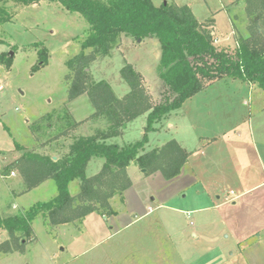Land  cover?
I'll list each match as a JSON object with an SVG mask.
<instances>
[{
  "label": "rangeland",
  "instance_id": "obj_1",
  "mask_svg": "<svg viewBox=\"0 0 264 264\" xmlns=\"http://www.w3.org/2000/svg\"><path fill=\"white\" fill-rule=\"evenodd\" d=\"M164 1L174 0L157 3ZM175 2L193 4L200 20L213 17L217 37L224 41L229 37L230 44L234 38L248 36L249 18L247 27L242 28L237 20L244 11H235L237 6L244 7L245 0ZM0 7L12 16V22L0 25V58L9 54L14 59L11 70L0 63V86L4 89L0 94V156L5 157L3 174L7 175L6 168L22 155L16 143L27 151L51 157L67 145L62 141L52 143L69 125L56 114H60V106L76 100L68 99L70 83L66 77L70 72L66 63L83 51L81 41L88 27L79 14L56 3L24 6L14 0H0ZM226 12L237 29L233 36V24ZM37 42L44 43L49 58L47 65L34 71L40 65L34 47ZM228 46L219 43V47ZM102 59L91 66L100 79L97 83L126 88L121 54ZM150 64L158 71V64ZM216 83L187 100L169 122L159 126L163 130L148 134V143L163 146L176 140L187 149L190 164L181 178L172 182L162 178L145 183L136 180V196L129 199V207L137 213L134 216L127 215L124 202L117 196L114 206L126 213L119 219V214L104 218L94 213L84 221L58 228L45 225L39 217L33 223L32 239L25 241L23 248L3 256L0 264H264V91L239 80ZM160 88L156 95L160 104L174 98L165 84ZM90 104L93 105L89 95L88 99L74 102L78 118L92 112ZM146 126L147 123L140 135L141 120L134 123L128 136L132 144L143 139ZM225 133L229 152L223 163L212 166L209 161L216 152L212 147L205 149L204 139ZM191 151H195L192 160ZM14 171L16 178L22 179ZM90 173L93 167L88 173L86 170V174ZM222 176L235 180L236 190L257 187L241 201L219 206L224 192L214 193L211 189L224 183ZM17 182L15 178L0 177L1 217L28 210L58 195L53 181L32 191H23L25 185L19 186L21 193L16 191ZM70 191L76 196L79 183H72ZM142 193L149 196L151 211L144 209ZM218 196L221 200H217ZM6 240L8 233L0 230V244Z\"/></svg>",
  "mask_w": 264,
  "mask_h": 264
},
{
  "label": "trees",
  "instance_id": "obj_2",
  "mask_svg": "<svg viewBox=\"0 0 264 264\" xmlns=\"http://www.w3.org/2000/svg\"><path fill=\"white\" fill-rule=\"evenodd\" d=\"M24 6L41 2L60 4L70 13L79 14L87 30L81 45L83 51L67 61L69 74L68 99L75 100L88 94L97 115L110 111L114 120L122 117L130 122L148 113L143 139L134 144L120 146L108 140L121 134L118 125L110 132L81 137L70 147L62 159L27 151L16 143L22 155L6 168L7 174L17 170L27 191L47 181H53L58 195L39 202L28 210L7 217L0 216V230L9 240L0 244V259L12 254L24 242L32 239L33 223L42 217L45 225L67 226L84 221L97 213L104 218L118 215L111 200L120 197L132 187L128 167L136 163L146 176L160 172L166 181L181 176L189 164L190 154L176 140L144 153L148 134L154 126L177 113L184 103L222 80H239L264 91V0H245L249 18L248 36L237 40L234 51L217 47L212 31L198 22L189 6L166 3L156 7L153 0H14ZM12 22L9 12L0 7V25ZM134 41L155 38L159 41L161 58L158 73L169 91L174 94L157 106L142 84L141 75L130 64L121 69V75L130 92L122 99L113 93L106 82H95L89 72L98 58L107 57L116 49L122 36ZM2 42L0 41V45ZM38 62L34 71L48 63V50L37 42ZM1 65L11 70L13 58L5 54ZM71 125V121L67 118ZM101 160L100 173L88 177L86 169L91 160ZM79 183V193L73 196L72 183Z\"/></svg>",
  "mask_w": 264,
  "mask_h": 264
},
{
  "label": "crops",
  "instance_id": "obj_3",
  "mask_svg": "<svg viewBox=\"0 0 264 264\" xmlns=\"http://www.w3.org/2000/svg\"><path fill=\"white\" fill-rule=\"evenodd\" d=\"M164 2L169 3L167 1H164ZM153 3L156 7H160L161 5L165 4V3H163V4L158 5L159 3H157V0H153ZM170 3H174L179 7L187 6V5L176 3L175 0L171 1ZM244 4H245V2H244ZM189 7L191 8L193 14L195 15L196 11H195L194 5L190 4ZM245 9H246V4L242 8L237 6L235 9L236 13L241 12L242 10L244 11L243 14L242 13L239 14V15H241V18L239 20H237V21H241L240 26L242 28H243V26H244V28H246L247 24H248V18H247V14L245 12ZM235 11H234V16L236 15ZM228 15H229L230 24L232 25L233 20L231 19L230 14H228ZM195 17L198 20V22L203 25V27L212 31V35L215 37V44L217 47H219V43L224 42V43L229 44L228 49H230L231 51H234L237 48V40L235 38H234V43L230 44L229 43V40H230L229 37L226 38V41H224L225 39H220L219 37H217L216 27H215V19L213 17H210V18L204 19V20H200L197 17V15H195ZM236 18L237 17H235V19ZM236 32H237V29L233 24V29H232L231 35L233 36ZM220 48H223V47H220ZM225 49H227V48H225ZM114 53H120L121 56L123 57L124 65H126V64L132 65L134 67V69L141 75L143 87L146 90L149 97L151 98L152 105L153 106L159 105L160 103L158 102V98L156 95L159 92L158 89L161 90L160 87H162V85H164V82L160 78L158 71L156 69L153 70V64L152 65L150 64L153 61H154V63L159 64V61L161 58V48H160L159 41L155 38H149V39H146V40L141 41V42H139V41L134 42L133 39L123 35L122 39H121V45L119 47H117L116 49H114L109 56H111ZM126 53H128V58L126 57ZM109 56H107V57H109ZM107 57H102V58L106 59ZM102 58H98L97 61H95L94 63L101 61ZM92 65H93V63L91 64V66ZM91 66H90L89 72L92 74L93 78L95 79V82H97L100 79L96 78V76L94 75V73L91 70ZM216 84L217 83L211 85L209 88L211 89V88L215 87ZM108 85L113 90L115 96L119 99L124 98L130 92V88H129L127 83L125 86L126 88H122L120 86L119 89L116 88L115 85H113V84L109 83ZM1 87L3 88L2 85H1ZM209 88H207V89H209ZM121 90H122V92H121ZM80 99H88V95L84 94V95L78 97L75 101H73L71 103L67 102L63 106L59 107L60 114H56L57 118L59 120L61 119L62 122H64V123L68 121V120H66V118H68L69 121H71V125H68L67 130L64 131L63 133H61L60 135H57V138L55 140H53L52 143H55L57 141L58 142L62 141L63 144H65V145L67 144L65 147L58 148V150L55 151L56 156H54V157L52 156L53 160H54V158H55V160L65 158L70 152L71 145L74 144L79 138L99 135V134H102L105 132H110L114 128H116L118 125H121V127H120L121 134L118 137H115V138L108 140L107 143L118 144L120 146L132 144L131 139H129L128 136H129L130 130L133 129L132 127H133L134 123H136L138 120H141V125H142L141 131L139 129L140 135L144 134L143 130H144L145 123H147L148 113L138 117L137 119H135L133 121L126 122V121H124V119L122 117H119V119L114 120L112 115H111V112L109 110L103 112L100 115H97L95 107H93V105L90 104V105H92V108H93L92 112L83 115L81 118H78L77 112L74 110L73 107H74V102H76ZM68 103H69V105H68ZM61 112H62V114H61ZM170 118H171V116L169 118H167L166 120H163V121L157 123L155 125L156 128L154 127V131L152 132V134H154L156 132L159 133V131L163 130L162 129L163 127L159 128V126H162L164 124V122H166V121L169 122ZM67 124H68V122H67ZM169 126L172 127V125H169ZM50 127H51V125L48 127L47 130H50L51 129ZM226 135H227V133H225L221 137H214V138L210 137V138L204 139L205 140V149L212 147L214 149V151L216 152V154L212 157V160L209 161L212 166H214L216 162L223 163L224 162V155L227 154L226 152H229L228 147H227V143L225 141ZM148 142H149V140H148ZM180 146L182 148H184L181 144H180ZM158 147H161V146H156L154 144L148 143L145 146L143 154L150 152V151H152ZM184 149L187 151L186 148H184ZM193 152H195V151H191V160L193 157V155H192ZM36 153L44 155V154H42V152H36ZM20 156L21 155H19L16 158V160ZM3 157H4V155H3ZM4 159H5V157H4ZM189 164H190V158H189ZM235 165H236V163H235ZM90 167H93V173H90L89 175L88 174L87 175L89 177H92V176L101 172V170L103 168V162L101 160H98V159L97 160H91L87 166V169H86L87 173H88ZM143 171L144 170L140 169V167L136 163H132L128 167V175L132 181V187L124 193L125 212H127L128 216L129 215L134 216L137 214L134 207H129V204H130L129 199H131V197L134 195L136 196V193H137V191L135 190L136 180H138V181L142 180L145 183V182L153 181L157 178L164 179V177L162 176V174L160 172H157L151 176H146L145 172H143ZM194 173H195L194 169L192 168V165H191V175H193ZM183 175L184 174L182 173L181 176L177 177L174 180H178ZM133 177H135L136 179H134ZM222 177L224 178V183L223 184L221 183V185H219L217 183L211 189L214 191V193H218L219 191L224 192L222 194L224 199L222 200V202L220 201L221 204H219V206L225 205V204L230 205V203H232V202L233 203L239 202L243 198L248 197V195L254 193L255 191L254 192H252V191L257 187V186H254V187H250L249 189H245V190H236L235 189V184H236L235 180L230 179L228 176H222ZM9 178H15V180H18V182L15 184L18 186V188H16L17 189L16 191L17 192L19 191L18 193H21L19 190V188H20L19 186H24L23 179H21V178L19 179L18 177L16 178V175L13 177H9ZM174 180H172V181H174ZM172 181H169V182H172ZM48 183H49V181H48ZM46 184H47V182H45L42 185H46ZM228 187L231 188L229 191L230 193L227 192ZM23 191H26V189H24ZM148 197L149 196H145L142 193L141 200L142 199L143 200L141 202H142V205L144 206V209L148 208L149 211H151L152 206H151L150 202L148 201ZM115 200L116 199H114V198L111 200V205L118 212L119 215L117 217L119 219L120 217L126 215V213L124 214V212H122L119 208H116V206H114L113 203ZM217 200H221V197L218 196ZM57 227L59 228L61 226H57Z\"/></svg>",
  "mask_w": 264,
  "mask_h": 264
},
{
  "label": "built area",
  "instance_id": "obj_4",
  "mask_svg": "<svg viewBox=\"0 0 264 264\" xmlns=\"http://www.w3.org/2000/svg\"><path fill=\"white\" fill-rule=\"evenodd\" d=\"M2 91H3V88L0 86V94H1ZM3 163H4V157L3 156H0V177L2 179H5V178H9V177L15 176L16 173L14 171H12L8 175L3 174Z\"/></svg>",
  "mask_w": 264,
  "mask_h": 264
},
{
  "label": "water",
  "instance_id": "obj_5",
  "mask_svg": "<svg viewBox=\"0 0 264 264\" xmlns=\"http://www.w3.org/2000/svg\"><path fill=\"white\" fill-rule=\"evenodd\" d=\"M166 4V3H165ZM139 42H141V40H139ZM13 55V54H12ZM54 160H55V158H54ZM143 172H145V171H143Z\"/></svg>",
  "mask_w": 264,
  "mask_h": 264
}]
</instances>
